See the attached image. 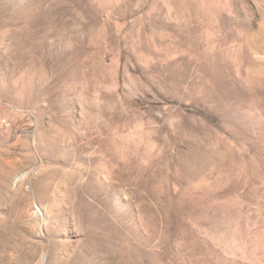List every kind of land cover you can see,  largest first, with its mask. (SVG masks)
<instances>
[{
  "label": "rangeland",
  "instance_id": "obj_1",
  "mask_svg": "<svg viewBox=\"0 0 264 264\" xmlns=\"http://www.w3.org/2000/svg\"><path fill=\"white\" fill-rule=\"evenodd\" d=\"M0 264H264V0H0Z\"/></svg>",
  "mask_w": 264,
  "mask_h": 264
}]
</instances>
